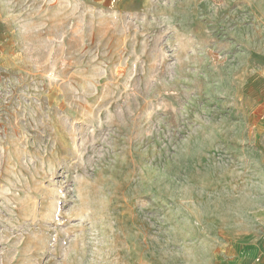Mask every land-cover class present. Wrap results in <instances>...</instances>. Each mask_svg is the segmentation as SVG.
<instances>
[{
  "label": "rangeland",
  "instance_id": "1",
  "mask_svg": "<svg viewBox=\"0 0 264 264\" xmlns=\"http://www.w3.org/2000/svg\"><path fill=\"white\" fill-rule=\"evenodd\" d=\"M264 151V0H0V264H220Z\"/></svg>",
  "mask_w": 264,
  "mask_h": 264
},
{
  "label": "crops",
  "instance_id": "2",
  "mask_svg": "<svg viewBox=\"0 0 264 264\" xmlns=\"http://www.w3.org/2000/svg\"><path fill=\"white\" fill-rule=\"evenodd\" d=\"M240 174H249L254 202L246 208L242 232H232L230 251L220 254V264H264V151H249L238 158Z\"/></svg>",
  "mask_w": 264,
  "mask_h": 264
}]
</instances>
